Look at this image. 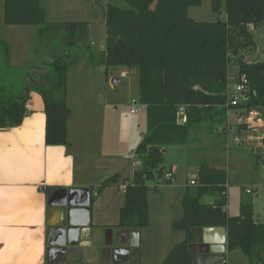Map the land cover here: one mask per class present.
Segmentation results:
<instances>
[{"label": "trees", "instance_id": "1", "mask_svg": "<svg viewBox=\"0 0 264 264\" xmlns=\"http://www.w3.org/2000/svg\"><path fill=\"white\" fill-rule=\"evenodd\" d=\"M42 2L2 0L5 25L39 27L38 37L63 31L64 48L25 74L21 96L5 98L0 93V128L21 124L25 104L35 93L43 104L45 143L63 146L67 144L69 116L66 73L77 56L88 54L91 63L93 54L87 43L88 24L46 23ZM124 2L130 10L112 5L101 10L105 38L98 58L106 68H135L137 98L146 113V131L134 151L140 165L131 177L120 180L115 174L95 191L99 194L106 187L119 186V182L124 185L117 227L142 230L149 222L148 184L171 181L165 179L169 171L163 167L162 150L188 145L189 133L197 127L208 133L220 127L224 132L229 110L245 114L254 109L258 119L264 111V62L247 59L255 49L252 31L264 26V0H210V11L216 15L223 12L225 17L211 23L196 22L188 16V9L199 6L201 0ZM231 62L238 67L236 77H246L249 92L244 104L226 107L227 66ZM181 108L184 121L178 124ZM246 128V124L237 125L235 132L239 134ZM194 176L180 201L182 215L171 223L172 230L182 232L184 239L159 264H194L198 230L216 227L226 229L227 251L239 250L248 264H264V223L254 219L253 196L244 195L238 215L230 216L227 170L201 163ZM203 197L212 198V203L201 202ZM111 264H140L138 251L133 250L129 261L120 257Z\"/></svg>", "mask_w": 264, "mask_h": 264}, {"label": "crops", "instance_id": "2", "mask_svg": "<svg viewBox=\"0 0 264 264\" xmlns=\"http://www.w3.org/2000/svg\"><path fill=\"white\" fill-rule=\"evenodd\" d=\"M100 1L104 6L119 5V0H43L46 23H51L50 13L83 15L88 10H99L102 8ZM221 14L224 16L223 12ZM87 24L89 28L90 23ZM16 33L26 35L30 32ZM87 37L91 41L89 33ZM256 43L254 41L252 55H248L250 58L257 54ZM250 58L247 57L248 60ZM27 103L31 106V113L23 118L21 124L0 128V264H111L120 257L125 259L123 255L114 253L115 249L128 246L127 240L122 238V230L117 227L119 209L123 205L122 184L119 182V186L106 187L99 194L95 189L115 174L120 180L131 177L134 151L143 134L132 146L128 130L123 138L124 141L128 139L127 145L125 143L117 150L110 137L114 134L119 137L123 129L105 124V116L96 126H90L89 111L80 114L69 128L73 110L66 97L69 109L67 144L49 146L45 143L41 98L32 93ZM261 115L263 111L259 113ZM143 119L145 132V111ZM235 125V114L228 112L224 132L220 127L211 133L197 127L190 131L188 145L166 147L165 154L172 148L177 150L186 167H195L193 176L201 163L224 167L232 180L245 181L242 187L244 195H247L245 190L250 189L253 199L259 195L264 199V193H259L260 188L264 190V162L260 163L256 158L263 155L264 160V126L261 123L252 130L248 127L236 134ZM234 139L239 144H235ZM133 147L134 151L130 153ZM189 152L196 157L201 156L200 162L191 160ZM171 167L169 172L174 179ZM184 189L174 199L165 193H148L149 222L146 228L139 230L137 251L140 264H159L170 249L184 239L182 232L171 228L172 221L182 215L180 201ZM227 196L228 214L238 215L242 193L227 192ZM255 201L254 219L264 223V209L257 212ZM86 202L87 211L82 207ZM203 203H212V198L205 197ZM220 238L219 233L213 235L214 242ZM193 251L197 253V244ZM132 253L133 250L129 252V260ZM231 254L232 251H226L225 260L218 264H248L247 258L244 260L240 256L230 262Z\"/></svg>", "mask_w": 264, "mask_h": 264}, {"label": "rangeland", "instance_id": "3", "mask_svg": "<svg viewBox=\"0 0 264 264\" xmlns=\"http://www.w3.org/2000/svg\"><path fill=\"white\" fill-rule=\"evenodd\" d=\"M100 2L103 8V1ZM209 4L210 0H201L199 6L189 8V18L196 22L205 23L215 22L218 19L224 20L225 17L222 14L216 15L210 11ZM114 6L120 10L131 9L124 0H119V5ZM102 8L99 10L98 8L95 10H88L83 15L50 13L48 17L51 23L57 21L90 23L88 33L91 41H89L87 37V43L89 44L91 54H93L92 62L89 63L88 54L77 56L75 62L69 66L66 73L65 96L68 98V105H70L71 110H73L69 128L72 127L73 121L78 120L80 114H83L85 111H89L90 126H96L98 121L102 119V116H105L107 119L105 124L120 126L123 129L120 131L119 137L117 134L110 137V141L116 145V149L119 150L125 143L127 145L128 139L126 138L124 141L123 138L127 136L128 130L131 132L130 142L132 146H134L135 140L145 133L143 121L145 110L144 108H140L138 113L130 114L131 102L135 101L136 104L139 105L137 98L138 76L136 72L125 67L110 66L106 68L99 62L98 52L101 51L104 40V20L101 14ZM38 28L39 27L36 26L21 27L5 25L3 23L2 0H0V93L5 98L9 96H21L25 74L29 73L35 65H38L43 60H47L59 54L64 48L63 31L38 37L36 34ZM255 30V32H252V36L253 40L258 42L256 43L257 54L251 57L250 61L264 62V26ZM15 31H27L30 33L20 35L18 33L15 34ZM237 74V65L233 62L229 63L227 66V86L230 90H232L235 85ZM97 115L99 118H97ZM259 117L262 119L254 120L248 124L251 130L258 127L261 123L262 126H264V111L263 115ZM76 124L77 123H75V125ZM225 129H227V127H225ZM134 148L135 147H133L130 153H133ZM172 149L171 152L164 153L163 167H165L166 171H169V168L172 166L171 168L175 175L174 179L167 183H160L157 185L150 182L148 184L150 188L148 193H165L166 196L174 199L177 197L178 193H183L186 180L193 176L195 167H186L185 163L182 161L181 154L177 150H174V148ZM188 155H190L191 160L194 159L199 162L201 160V156L199 155L196 157L190 152ZM256 158L261 161L260 163L264 162V160L262 161L263 155L256 156ZM227 181L228 193H242V197L244 196L242 187L245 181L232 180L230 174L228 175ZM154 187H156V189H154ZM260 189L259 193H264V190ZM256 198L257 199H253L256 200L255 203L257 202L255 210L257 212H262L264 209V199L260 195ZM204 201L205 197L201 199V202ZM235 202L237 204V200L233 202L235 208L234 212L236 214L237 205L235 207ZM175 235H177L176 232ZM238 256L245 260V256L239 250H234L232 251L230 256L231 260L229 261H235Z\"/></svg>", "mask_w": 264, "mask_h": 264}, {"label": "water", "instance_id": "4", "mask_svg": "<svg viewBox=\"0 0 264 264\" xmlns=\"http://www.w3.org/2000/svg\"><path fill=\"white\" fill-rule=\"evenodd\" d=\"M131 67V70H134ZM182 120H178V124H182ZM165 153V150H162ZM88 193L87 190H84ZM88 203H84L82 207L87 211ZM122 238H125L128 242L127 247L117 248L114 253H118L125 257L126 261H129V252L132 250H138L139 246V230L137 228L121 229ZM220 234L222 238L218 242L213 241L214 234ZM198 251L195 254L196 264H218L225 260L226 256V229L223 227L216 228H203L198 230ZM123 258V257H122Z\"/></svg>", "mask_w": 264, "mask_h": 264}, {"label": "built area", "instance_id": "5", "mask_svg": "<svg viewBox=\"0 0 264 264\" xmlns=\"http://www.w3.org/2000/svg\"><path fill=\"white\" fill-rule=\"evenodd\" d=\"M250 30H253L252 27H250ZM235 80H236V82H235V85L233 86L232 90H230L227 86V90H226L227 102L225 105L226 107H234V106H237L239 104H244L248 100L249 90H248V81H247L246 77L244 75H241V76L236 77ZM194 89L196 90V88H194ZM140 108H144V106L141 105L140 103H139V105H137L135 101H132L130 104V113L131 114L138 113L140 111ZM228 112H233L235 114L236 126L246 124V127L248 128L249 123L253 122L254 120H258V115L254 109L248 110V112L245 114H237L233 110H229V111H227V113ZM30 113H31V106L28 103H26L25 104V116L30 115ZM177 116H178L179 120L184 121V110H183V108H181L179 110ZM226 116H227V114H226ZM234 143L239 144V141L237 139H234ZM139 165H140L139 162L137 160L133 159L132 165H131L132 169L134 170ZM165 179L172 180L173 175L170 172H168L165 174ZM194 179H195V176H191L189 183H192L194 181ZM120 189L124 190V185H121ZM245 193L249 194V195L253 194L250 189H246Z\"/></svg>", "mask_w": 264, "mask_h": 264}]
</instances>
